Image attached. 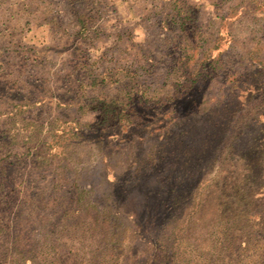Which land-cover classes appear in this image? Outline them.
Segmentation results:
<instances>
[{
  "label": "rangeland",
  "instance_id": "obj_1",
  "mask_svg": "<svg viewBox=\"0 0 264 264\" xmlns=\"http://www.w3.org/2000/svg\"><path fill=\"white\" fill-rule=\"evenodd\" d=\"M0 264H264V0H0Z\"/></svg>",
  "mask_w": 264,
  "mask_h": 264
}]
</instances>
